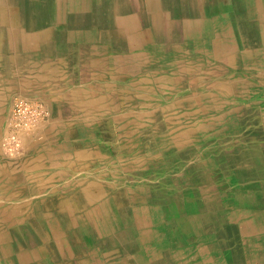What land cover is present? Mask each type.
I'll return each mask as SVG.
<instances>
[{
	"label": "crops",
	"instance_id": "0c3cea01",
	"mask_svg": "<svg viewBox=\"0 0 264 264\" xmlns=\"http://www.w3.org/2000/svg\"><path fill=\"white\" fill-rule=\"evenodd\" d=\"M182 21L204 22L200 28L207 44L217 48H182L184 43L195 41L196 30L183 33ZM134 33L142 41L131 48L128 41ZM189 50L200 54V66L205 70L194 80L196 86L167 95L151 74L162 76L157 70L165 53ZM211 51L216 59L207 63L205 58ZM134 68L139 91L131 84L129 71ZM263 75L264 0H0V246L9 250L8 256L0 254V263L6 258L15 264L11 252H17L18 246L25 249L81 240L88 252H93V259H108L105 264L120 260L118 256L105 259L107 251L115 252L118 247L132 257L143 252L136 258L150 264H264V247L260 246L264 230L252 229L255 216L264 218V209L247 206L240 210L241 206L236 207L239 199L233 201V208L209 206L203 192L206 184L196 181L194 169L192 173L185 171L187 165L195 164L193 160L180 163L174 159L178 150L169 138L181 131L175 127V118L163 111L165 103L184 93L211 92L212 100L222 99L218 108L194 119L201 125L196 134L204 141L197 144L186 138L185 146L178 148H199L203 159L197 162L205 173L221 169L225 174L224 166L229 169V164L247 160L260 174L257 162L236 156L240 146L248 150L250 144H264ZM233 80L255 86L256 92L247 96L225 93L223 87ZM123 87L134 94L121 95L120 102L128 104L141 98L151 103L150 108L160 110L155 116L147 114L149 119L135 131L118 126L122 122L119 118L126 117L129 122L133 112L117 110V89ZM16 94L44 100L51 119L43 128L44 137L30 139L24 153L11 156L1 140ZM208 129L212 133L208 134ZM213 129L218 133L215 139ZM247 131L261 134L246 138ZM157 137L161 146L155 142ZM212 140L214 144H210ZM213 145L221 150L213 153ZM225 152L228 159L222 157ZM149 156L152 161L146 159ZM161 180L168 186L164 195L172 201V212L165 213L162 203L151 200L153 194H160H155L160 188L151 189V184ZM230 185H223L217 199L227 202L230 195L236 198L238 187ZM127 195L129 206L145 221L149 214L155 218L146 224L136 219L131 224L123 218L113 219L120 197ZM182 196L190 202L182 204ZM102 211L109 221H100ZM209 211L227 213L228 222H211ZM242 220L250 226L242 228ZM57 231L64 236L55 237Z\"/></svg>",
	"mask_w": 264,
	"mask_h": 264
},
{
	"label": "bare ground",
	"instance_id": "6f19581e",
	"mask_svg": "<svg viewBox=\"0 0 264 264\" xmlns=\"http://www.w3.org/2000/svg\"><path fill=\"white\" fill-rule=\"evenodd\" d=\"M133 1V0H132ZM151 1H158V0H148V3ZM134 6V5H133ZM137 9V8H136ZM141 19V18H140ZM142 21V20H141ZM185 27L187 28L186 30H191L193 31L194 28H190L188 25L182 26V30H185ZM206 27L204 26V29ZM181 30V27H180ZM194 37H195V41H190L188 44L184 43L183 47L184 49H189L191 48V46L196 47V49L201 48L203 50V48H207L208 50L211 49L212 51L214 49H216L217 47L213 46V47H209L210 44L208 42V38L206 37V34L204 31H202V29L200 27L196 28V30L193 33ZM142 40H140L139 34H133L132 37L129 39L128 44L130 46V43L132 45L131 48H135L139 45V43ZM136 45V46H135ZM128 46V45H127ZM135 46V47H134ZM206 49V50H207ZM146 51V50H145ZM211 51V52H212ZM187 52V53H186ZM191 51H185L184 53H180V52H176V53H165V57L162 60V67H159L157 71L161 72V77L157 78V75L154 76L153 74H151V76L153 77L154 81L158 82V84H160V86H163L164 89V93H166L167 95H173L174 93L180 91V90H188L189 87H192L193 85H195V81H197V76L200 77V75H198L199 72L204 71V68H201L202 66H200V60L201 56L198 53H190ZM191 54L196 55V60H194L191 57ZM185 55V56H184ZM186 58V61H183V58ZM182 61H181V59ZM216 59V54H214L212 52V54L210 55V53H207V57L205 58V61L207 63H212L213 60ZM230 60V59H229ZM133 61V60H132ZM204 63V62H201ZM165 65V66H164ZM192 65H195L196 67H192ZM196 72V73H194ZM129 74L133 75L132 76V80H131V84L133 87L136 88V90L139 91V84L138 81L136 79H134V77H136L135 75L138 74V72L135 70V68L132 71H129ZM264 76V75H263ZM261 77V76H260ZM263 78V77H262ZM260 79V78H259ZM195 80V81H194ZM234 82L230 83V84H226L225 87H223L224 89H222L225 93L231 92V93H235L238 95H249V94H254L256 92V87L255 86H250V85H242L244 83L240 82L237 83L236 80H233ZM263 81V80H262ZM196 86V85H195ZM242 86V87H241ZM244 89V90H243ZM187 92V91H186ZM117 110H133V112L129 115L131 116V119L129 120V122H127L126 117L123 118H119L118 121H122L121 123H118V126H125L126 128L129 127V129L131 130H138L140 128V126L142 125V121L144 120H148L149 117L151 115H156L158 114V112L160 110H157L156 106L154 108H150L149 105L151 104L150 102H146L143 99H139L138 101H132L128 104L124 103V102H120L121 99V95L124 94H131L134 92L126 89L125 87L121 88V89H117ZM136 93H140V92H136ZM217 93V91H216ZM188 93H184V95L181 96H177L174 100H172L169 103H165L166 107L164 108L163 111H167V113H169L171 116H173L175 118V127L177 128V130L179 129L181 132L178 134H172L169 138V142H171V145L173 146V143L176 145L175 149L178 150V153H176L175 158L177 159L180 163H183L185 159H188V157L191 155V158L193 160V163L195 164H189L185 167V171H190L192 173L193 169L196 172V176L195 179L196 181H198L199 183H203L206 184L207 188L203 190L204 194H206L207 198L209 199L208 201H210L209 206H216L219 205L220 207H229V208H233L234 204L233 201L234 200H240L239 203H236V207H239L240 210H242L243 208H246L247 206H251L252 208H255L258 210V208L264 209V173L261 172L260 174H258V172H256L255 170V166L254 165H248L247 160L243 161V163L238 164V162L234 163V170H229L226 169L224 166V171L226 174V180L225 179V174L224 172L220 170H215L213 169V171L211 170L212 173H205L202 172V168L200 167L199 159H203V157H201V155L199 154L200 149L199 148H194L191 145H188L186 148H182V150H180L178 147V145H182L185 146V142H183L184 139L186 138H191L192 141L196 142L197 144H200L201 142L204 141L203 137L201 135L196 134V130L199 129L201 127V125H196V122L194 121V119L196 118V116L198 117L199 114L202 113H207L211 110H215L216 108L219 107V104L222 103V99H218L216 100H212L210 97H212V93L211 92H202V93H198L195 95H187ZM219 96L220 94H222V92L218 93ZM25 95V94H23ZM109 95V94H108ZM28 96V95H26ZM218 96V95H217ZM218 96V97H219ZM245 96V97H246ZM180 97V98H178ZM212 100V101H211ZM47 104V103H46ZM234 105V104H233ZM236 106V105H235ZM253 106V105H252ZM49 107V106H48ZM115 107V106H114ZM251 107V106H250ZM104 108V107H103ZM138 108H141L142 111H139ZM144 108V109H143ZM227 108V107H226ZM50 109V108H49ZM161 109V108H160ZM228 109V108H227ZM231 109V108H230ZM149 110V111H148ZM251 110V109H250ZM162 111V112H163ZM207 111V112H206ZM217 111V110H216ZM229 111V110H228ZM10 112H11V108H10ZM138 112V113H137ZM244 112V108L242 109V107L240 108V113ZM129 113V112H127ZM222 113V112H221ZM10 114V113H9ZM147 114H150L149 117H147ZM261 114H264L261 113ZM124 115V114H122ZM136 115V119L133 121V116ZM120 116V115H119ZM153 116V117H154ZM207 116V115H206ZM205 116V117H206ZM210 116V115H209ZM216 116V115H215ZM240 116V115H239ZM238 116V117H239ZM260 116V115H259ZM121 117V116H120ZM225 117V116H224ZM237 117V118H238ZM167 118V117H166ZM254 118V117H253ZM264 118V117H263ZM51 119V117H50ZM157 119V117H156ZM230 119V118H229ZM244 119V118H243ZM8 120V118H7ZM155 120V119H154ZM217 120V119H216ZM224 120V119H223ZM50 121V120H49ZM48 121V122H49ZM165 121V120H164ZM170 121V120H169ZM207 120V124H208ZM220 121V120H219ZM222 121V120H221ZM247 121V120H246ZM256 121V120H255ZM45 123L43 125H41V127L39 128V130L31 137H25L24 139V144H25V148H27L26 146V142L29 141L30 139H41V137L43 135V128L45 125L48 124ZM151 122V121H150ZM153 122V121H152ZM159 122V121H158ZM162 122V121H161ZM124 123V124H123ZM167 124V123H166ZM169 124V122H168ZM171 124V123H170ZM244 124V123H243ZM147 125V124H145ZM144 125V126H145ZM173 125V124H172ZM220 125V124H219ZM84 126V125H83ZM157 126V125H156ZM170 126V125H169ZM213 126V124L211 125ZM263 126V125H262ZM143 127V126H142ZM255 127V126H254ZM166 128V127H165ZM84 129V128H83ZM81 129V130H83ZM144 129V128H143ZM229 129V128H228ZM256 131H258L257 129L260 130V128L256 127L255 128ZM7 130V127H6ZM6 130L4 132V134L6 133ZM245 130V129H244ZM85 131V130H84ZM87 131V130H86ZM85 131V132H86ZM222 131V130H221ZM246 132L244 134V136L246 138H256L257 136H260L261 132ZM148 133V132H147ZM224 133V132H223ZM227 133V132H226ZM225 133V134H226ZM3 134V135H4ZM241 134V133H240ZM155 135V134H154ZM92 136V135H91ZM167 136V135H166ZM216 136H218V133L215 135L214 139L216 138ZM3 137V136H2ZM81 137V136H80ZM93 137V136H92ZM133 137V136H132ZM115 138V137H114ZM154 138V137H153ZM157 137L156 139V143L158 146H161L159 144V140ZM166 138V137H165ZM219 138V137H218ZM69 139V138H68ZM113 140V139H112ZM220 140V139H219ZM73 141V140H72ZM127 141V140H126ZM252 141V140H251ZM34 142V141H33ZM92 142V141H91ZM107 142V141H106ZM146 142V138L144 143ZM165 142V141H164ZM193 142V143H194ZM213 142V141H212ZM248 142V141H247ZM70 143V142H69ZM127 143V142H126ZM178 143V144H176ZM190 143V142H189ZM238 143H242L241 139H238ZM29 144V143H28ZM114 144V143H113ZM167 144V143H166ZM208 144V143H207ZM206 144V145H207ZM257 144V143H256ZM133 145V144H132ZM163 145V144H162ZM228 145V144H227ZM92 146V145H91ZM114 146V145H113ZM131 146V145H130ZM264 146V145H263ZM85 147V146H84ZM207 147V146H206ZM223 147V146H222ZM164 148H165V143H164ZM73 149V148H72ZM84 149V148H83ZM147 149V148H146ZM253 149V148H252ZM255 149V148H254ZM141 150V149H140ZM152 148L149 149V152H151ZM174 150V149H173ZM175 150V151H176ZM188 150V151H187ZM210 150L213 153H217V151H220L221 148H210ZM80 151V150H79ZM85 151V150H84ZM187 151V152H186ZM238 151H239V157L240 158H244V159H248V150H246V147H238ZM69 152V151H68ZM86 152V151H85ZM119 152V151H118ZM243 152V153H242ZM63 153V152H62ZM79 153V152H78ZM153 153V152H152ZM88 154H90L88 152ZM151 154V153H149ZM173 154V153H172ZM243 154V155H241ZM69 155V154H68ZM127 155V154H126ZM125 155V157H127ZM154 155V154H153ZM252 155V154H251ZM250 155V156H251ZM264 156V155H263ZM223 158L228 159L226 152L223 153ZM221 157V158H222ZM230 157V156H229ZM77 158V157H76ZM80 158V157H79ZM117 158V157H116ZM124 158V157H121ZM210 158V157H209ZM75 159V158H74ZM135 159V158H133ZM146 159L152 161L153 159H151V156L146 157ZM173 159V160H174ZM220 159V158H219ZM77 160V159H76ZM95 160V159H94ZM190 160V159H189ZM213 160L215 161L216 158L213 157ZM252 160V159H251ZM92 161V160H91ZM142 161V160H141ZM80 162V160L78 161ZM76 162V163H78ZM106 162V161H105ZM108 162V161H107ZM117 162V161H116ZM123 162V161H122ZM252 162V161H251ZM256 162V161H255ZM98 163V162H97ZM132 164V163H131ZM257 164V163H256ZM121 165V164H120ZM23 166V165H22ZM26 166V165H24ZM93 166V165H92ZM110 166V165H109ZM74 167V166H73ZM123 167V166H122ZM179 167V166H178ZM217 167V166H216ZM264 167V166H263ZM133 168V167H132ZM183 168V167H182ZM210 168V167H209ZM109 169V168H108ZM27 170V169H26ZM103 170V169H102ZM110 170V169H109ZM129 170V169H128ZM141 171V170H140ZM88 172V171H87ZM97 172V171H96ZM154 172V171H153ZM151 172V173H153ZM89 173V172H88ZM92 173V172H91ZM99 173V172H98ZM116 173V172H115ZM129 173V172H128ZM141 173V172H140ZM139 173V174H140ZM150 173V174H151ZM198 174H202L201 176H199ZM137 175V174H136ZM198 175V176H197ZM119 176V175H118ZM145 176V175H144ZM155 176V175H154ZM165 177V176H164ZM99 178V177H98ZM129 178V177H128ZM145 178V177H144ZM149 178V177H148ZM87 179V178H86ZM146 179V178H145ZM158 179V178H157ZM215 179L218 181V183L215 181ZM79 180V179H78ZM113 180V179H112ZM132 180V179H131ZM151 180V179H150ZM165 181H167V178L164 179ZM224 180V181H222ZM86 181V180H85ZM36 182V181H35ZM75 182V181H74ZM73 182V183H74ZM78 182V181H77ZM84 182V181H83ZM198 183V184H199ZM222 183H224L225 185H236L238 187L239 190V194L236 196V198H234V196H229L228 197V201L225 202L223 199H217V193H220V190L222 189L223 185ZM34 184V183H33ZM118 184V183H117ZM180 184V183H179ZM188 184V183H187ZM114 185V184H113ZM163 181L161 180L159 183L156 184H151V189L155 188V187H159L162 191V194L160 192V194L158 196H153L151 197V200L154 204H158V203H162L164 206V212L168 213V212H172V201L170 202V200L168 199L167 194L164 195L165 193V188L168 189V186H166V183L163 185ZM231 186V185H230ZM141 187V186H140ZM143 187V186H142ZM149 188V187H148ZM35 189V188H34ZM129 190V189H128ZM158 190V188H157ZM225 190V188H224ZM227 190V189H226ZM232 191V190H231ZM150 193V192H149ZM137 194V193H136ZM148 194V193H147ZM153 194V193H152ZM203 194V193H202ZM243 195V196H242ZM68 197V196H67ZM132 197V196H131ZM172 197V196H171ZM3 198V197H2ZM183 199H181V203L183 204L184 200L187 202L189 201V198H185V196H182ZM9 199V198H8ZM120 199H122L121 201L119 200L120 203H118L117 206V213L114 214L115 216H112L113 219H118L121 220V218L124 219L125 222L131 224L133 222V219H136V221H139L140 223L146 224V222H148L149 220H153V218H155V216L152 214L150 215V218L147 219L145 221V219L138 213H136L134 211V208H131L129 206V202L131 200V198L129 197V195L124 196V197H120ZM255 199V200H254ZM5 200V199H3ZM7 200V199H6ZM102 200V199H101ZM111 200V199H110ZM20 201V200H19ZM86 201V200H85ZM113 201V200H112ZM145 201V200H143ZM205 201V200H204ZM5 202V201H4ZM103 202V201H102ZM26 203V202H25ZM31 203V202H30ZM62 203V202H61ZM110 203V202H109ZM115 203V202H114ZM131 203V202H130ZM107 204V203H106ZM22 205V204H21ZM62 205V204H61ZM84 205V204H83ZM180 205V204H179ZM37 206V205H36ZM35 206V207H36ZM189 206V205H188ZM254 206V207H253ZM101 207V206H100ZM108 207V206H107ZM111 207V206H110ZM73 208V207H72ZM112 208V207H111ZM180 208V207H179ZM183 208V206H182ZM208 208V207H207ZM82 209V207H81ZM113 209V208H112ZM33 210V208H32ZM182 210V209H181ZM206 210V209H204ZM227 210H229L227 208ZM12 211V210H11ZM39 211V210H38ZM50 211V210H49ZM180 211V210H179ZM245 211V210H244ZM241 212L240 213V219H242L243 215L245 214V212ZM14 212V211H13ZM27 212V211H26ZM114 212V211H113ZM8 213V212H7ZM31 213V212H30ZM34 213V212H33ZM52 213V212H50ZM81 213V212H80ZM115 213V212H114ZM208 213L210 216H212L213 218L211 219V222H215V220H219L222 221V223H226L228 222V214L227 213H220V214H216V211H209ZM219 213V212H218ZM15 214V213H14ZM47 214V212L45 213ZM57 214V213H56ZM105 213L102 211L100 214V221L102 223L109 221L111 218L108 217V215H104ZM43 215V214H42ZM65 215V214H64ZM195 215V214H194ZM38 216V215H36ZM56 216V215H55ZM91 216V215H90ZM145 216V215H144ZM196 216V215H195ZM23 217V215H22ZM67 217V216H65ZM77 217V216H76ZM192 217V216H191ZM38 218V217H37ZM68 218V217H67ZM78 218V217H77ZM86 218L88 219V215H86ZM36 219V218H35ZM70 219V218H69ZM109 219V220H108ZM59 220V219H58ZM196 220V219H195ZM87 221V220H86ZM28 222V221H27ZM242 228H247L246 226L249 224L248 222H246L245 220H242ZM17 223V222H16ZM116 223V222H115ZM26 224V223H25ZM61 224V223H60ZM71 224V223H70ZM119 224V223H118ZM254 226L252 225V229L255 230L254 228H256L255 231H261L264 230V218H262L261 216H255L254 218ZM41 225V224H40ZM110 226V225H109ZM13 227V226H12ZM62 227V226H61ZM66 227V225H65ZM254 227V228H253ZM39 228V227H38ZM41 228V227H40ZM128 228V227H127ZM63 229V228H62ZM78 229V228H76ZM37 230V229H36ZM53 230V229H52ZM243 231V229H240ZM6 231V230H5ZM17 234L21 233V228H18L17 230ZM43 231V230H42ZM62 231V230H61ZM66 232V231H65ZM114 232V231H113ZM103 233V232H101ZM81 234V233H80ZM256 235V234H255ZM49 236V235H48ZM48 236H44V238L48 237ZM64 235L60 232L57 231L55 233V237L61 238ZM71 236L70 234H68V237ZM119 237V236H118ZM122 237V236H121ZM126 237V236H125ZM12 238V237H11ZM54 238V237H53ZM135 238V237H134ZM224 238V237H223ZM118 239V238H117ZM128 239V238H127ZM48 240V239H47ZM223 240V239H222ZM44 241V240H42ZM67 241V239H66ZM59 242V241H58ZM98 242V241H97ZM260 242L263 243L261 244V248L264 247V237L260 239ZM60 244L57 245H48L47 243L41 245V246H31V248H23V246H18V250L16 251H12L11 253L15 254L14 256V262L15 264H49L48 258L49 256L51 257V259L53 260L54 264H105L107 263L106 259L108 258H112L115 259L116 256H118L120 258V260H118L117 263L114 264H150V262H146L140 261V256L142 255V253H136L134 257H132L131 255H125L123 253H121V249H116L115 252L114 251H107V253H105V259L106 260H101V261H97L95 259H93L92 254L93 252H88V250L86 248H88V246L86 245H82L81 240H78V242L76 244H70L69 242H64L62 244V242H59ZM23 244V243H22ZM111 244H114V242H112ZM259 244V242H258ZM100 245V244H99ZM192 245V244H191ZM147 246V245H146ZM11 247V246H10ZM104 248V247H103ZM201 248V247H200ZM199 248V249H200ZM124 249V248H123ZM122 249V250H123ZM193 249V248H192ZM207 249V248H206ZM107 250V249H106ZM149 249H145L146 252H148ZM144 251V252H145ZM152 252V251H151ZM170 252V251H169ZM179 252V251H178ZM99 253V252H98ZM185 253V252H184ZM0 254L1 255H6L8 256L9 254V250L7 249V247L5 246H0ZM155 254V253H154ZM209 254V253H208ZM143 256V255H142ZM178 256V255H177ZM12 257V256H11ZM139 257V258H136ZM171 257V256H170ZM139 259V260H138ZM142 259V258H141ZM205 259V258H204ZM210 259V258H209ZM173 260V259H172ZM180 260V259H179ZM178 260V261H179ZM111 261V260H110ZM137 261V263H136ZM177 261V260H176ZM186 261V260H185ZM13 262V263H14ZM146 262V263H145ZM168 263V262H167ZM173 263V261H172ZM175 263V262H174ZM184 263V262H183ZM189 263V262H188ZM211 263V262H210ZM0 264H10L9 261H6V258L4 259L3 263ZM191 264V263H190Z\"/></svg>",
	"mask_w": 264,
	"mask_h": 264
},
{
	"label": "built area",
	"instance_id": "2783aa9c",
	"mask_svg": "<svg viewBox=\"0 0 264 264\" xmlns=\"http://www.w3.org/2000/svg\"><path fill=\"white\" fill-rule=\"evenodd\" d=\"M50 117L51 111L44 100L23 94L14 95L7 130L1 140L5 152L11 156L24 153L25 137L33 136Z\"/></svg>",
	"mask_w": 264,
	"mask_h": 264
},
{
	"label": "rangeland",
	"instance_id": "374dc122",
	"mask_svg": "<svg viewBox=\"0 0 264 264\" xmlns=\"http://www.w3.org/2000/svg\"><path fill=\"white\" fill-rule=\"evenodd\" d=\"M182 23V26H185V25H188L190 28H198V27H202L203 25H204V22H190V21H182L181 22ZM187 28L185 27V30H183V33L185 32V33H190V32H192L191 30H186ZM14 97V96H13ZM212 128H214V127H212ZM208 134L209 133H212V129H208V132H207ZM213 134H217V131H216V129H213ZM212 141H214V140H212ZM215 142H210V144H214ZM257 144H250L249 145V149H248V156L250 157V159H252V160H254V161H256L258 164H259V166H257L258 168H260V170H261V172H264V144L263 143H259V142H256ZM212 148H214V145L213 146H211ZM253 148V149H252ZM255 148V149H254ZM25 150H26V148H25ZM233 150V149H232ZM5 151V150H4ZM232 152H234V151H232ZM231 152V153H232ZM243 153V152H242ZM7 154V153H6ZM232 154H234V153H232ZM238 154H240L239 153V151H238ZM252 154V155H251ZM251 155V156H250ZM17 156V155H16ZM236 157H239V155L238 156H236ZM188 159H192L191 158V155L189 156V158ZM213 168V167H212ZM229 168L230 169H232V168H234V165L233 164H229ZM165 191H167L166 190V188L164 189ZM161 192V190L160 189H158V190H156V193L155 194H159ZM153 196H156V195H154L153 194ZM243 196V195H242ZM248 226H250V224H248L246 227H248ZM48 261H49V264H54V262H53V260L51 259V257L49 256V259H48Z\"/></svg>",
	"mask_w": 264,
	"mask_h": 264
}]
</instances>
